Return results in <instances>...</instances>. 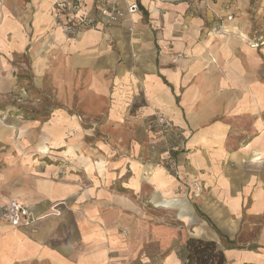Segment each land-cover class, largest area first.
Listing matches in <instances>:
<instances>
[{"label": "crops", "instance_id": "crops-1", "mask_svg": "<svg viewBox=\"0 0 264 264\" xmlns=\"http://www.w3.org/2000/svg\"><path fill=\"white\" fill-rule=\"evenodd\" d=\"M118 1H136L138 9L68 36L52 0H0V97L46 89L60 104L31 146L52 154L23 162L30 184L6 199L39 218L2 223L0 257L181 264L183 232L168 240L167 228L136 203L140 197L176 207L192 227L186 238L216 241L227 263L264 264V44L249 45L264 40V0ZM84 2L95 12L97 0ZM153 110L179 129L178 176L143 145L150 132L142 120ZM79 115L103 119L102 131L83 127ZM195 180L202 185L196 198ZM152 245L160 255L152 257Z\"/></svg>", "mask_w": 264, "mask_h": 264}, {"label": "rangeland", "instance_id": "rangeland-1", "mask_svg": "<svg viewBox=\"0 0 264 264\" xmlns=\"http://www.w3.org/2000/svg\"><path fill=\"white\" fill-rule=\"evenodd\" d=\"M27 79L31 81L29 75ZM59 106L60 104L56 102L54 97V91L46 89L30 88L26 89L25 93H22L20 97L18 94H6L0 99V225L7 222L8 202L6 199L10 189L22 184L23 181L30 184L27 173H30L31 169L22 168V163L47 161L48 156L52 154L51 151L47 153L37 152L35 149H31V146L36 145L40 140L39 135L46 128L47 120L51 116L52 110ZM78 117L82 126L86 129H92L93 133L102 131L103 119L86 118L84 115H79ZM15 121L20 123L21 128L20 126H14ZM142 121L145 122L147 130L150 132L149 142L147 140L143 142V145L148 149L152 148L151 150H153L152 152L155 153L157 158L156 160L155 157L153 158L154 163L165 166L169 172L178 176L179 162L177 153L185 150L184 145L181 144L179 129L166 114L159 110H153ZM27 122H32L33 125H28L29 123ZM5 128L10 130V134L6 136L1 134L2 129L5 130ZM31 135H35L36 138H31ZM134 139L135 137L129 139V142H133ZM136 139L139 140L138 138ZM191 186L194 188L193 196L195 198L200 196L202 191L201 183L195 180L191 182ZM122 193L128 192L122 191ZM191 199L188 197L189 204L193 203ZM136 203L144 210L146 215L150 216L154 222L153 224L167 228L166 238L168 240H172L176 236L177 233L175 231L178 229L183 232L184 242L188 233L192 232V227L177 217L178 210L176 207H155L140 197H136ZM141 217H139L140 220ZM181 245L180 243L176 245V252ZM151 248L152 257L160 255L159 252L153 249V245ZM0 264H12V261L4 262L1 256Z\"/></svg>", "mask_w": 264, "mask_h": 264}, {"label": "built area", "instance_id": "built-area-1", "mask_svg": "<svg viewBox=\"0 0 264 264\" xmlns=\"http://www.w3.org/2000/svg\"><path fill=\"white\" fill-rule=\"evenodd\" d=\"M52 6L56 13L63 16L60 26L68 36L88 29L99 30L113 22L120 21L127 14L138 9L136 1L122 7L118 0H97L93 13L88 11L84 0H52ZM227 18L231 19L232 16L228 15ZM263 44L264 40L261 37L249 42L252 47ZM6 216L8 223L12 226L30 225L39 218L30 207L15 199L8 201Z\"/></svg>", "mask_w": 264, "mask_h": 264}, {"label": "trees", "instance_id": "trees-1", "mask_svg": "<svg viewBox=\"0 0 264 264\" xmlns=\"http://www.w3.org/2000/svg\"><path fill=\"white\" fill-rule=\"evenodd\" d=\"M200 216H203L207 222L215 228L220 237L223 234L200 210ZM228 241V240H227ZM183 262L181 264H229L226 262L224 250L218 246L216 241L198 237H187L183 246ZM237 264H252L250 262Z\"/></svg>", "mask_w": 264, "mask_h": 264}]
</instances>
